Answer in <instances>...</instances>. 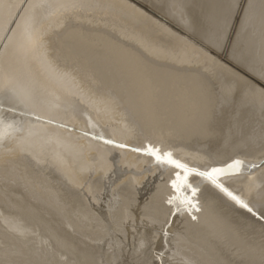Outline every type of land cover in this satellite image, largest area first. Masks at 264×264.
Segmentation results:
<instances>
[{
	"label": "bare ground",
	"instance_id": "bare-ground-1",
	"mask_svg": "<svg viewBox=\"0 0 264 264\" xmlns=\"http://www.w3.org/2000/svg\"><path fill=\"white\" fill-rule=\"evenodd\" d=\"M261 66L264 0H0V79L41 117L0 114V264H264V220L195 174L173 215L177 170L133 150L256 165L221 182L264 216Z\"/></svg>",
	"mask_w": 264,
	"mask_h": 264
},
{
	"label": "snow or ice",
	"instance_id": "snow-or-ice-1",
	"mask_svg": "<svg viewBox=\"0 0 264 264\" xmlns=\"http://www.w3.org/2000/svg\"><path fill=\"white\" fill-rule=\"evenodd\" d=\"M74 6L75 5H73V7ZM249 7L251 8V5H249ZM248 74L253 77V82L249 83L248 85L250 93L253 96L259 97V99L264 102V66H261L258 71L255 68L249 69ZM3 94L10 98L11 106L5 107V104L0 101V114H28L34 116L36 120L41 119V117L36 115L34 112H19L17 110V106L24 108L26 104L32 99L31 93L29 91L5 85ZM18 130L19 129H17L14 124L5 123V118L0 115V141H3L7 136L14 134ZM94 138L104 140V142L108 144L115 143V141L110 139L105 140L103 135H97L94 136ZM118 146L121 148L127 147V145L124 144H119ZM133 150L136 152H144L146 155L151 156L154 158L157 166H171L177 170L175 173V178L171 181V185L176 193L183 192L184 195H175L168 199L167 202L169 205L176 204L177 201H179V204L176 206L173 215L182 210H187L189 213L192 211H199L198 203L194 201L198 188L193 187L189 181L190 176L195 174L196 176L202 177L209 181L241 208L246 209L249 213L256 215L261 220H264V216H260L259 213H257L244 199H242L240 195L235 194L229 189V187L221 182L222 177L239 174L245 168L257 167L256 165H247L243 160L234 159L222 167H212L208 171H200L199 169L189 167L188 164L182 163L180 160L174 158L171 151H164L160 147L153 146L152 144L147 145L145 148H136ZM187 190H190V195L188 194ZM192 218L196 219L195 216ZM165 235H167L166 232Z\"/></svg>",
	"mask_w": 264,
	"mask_h": 264
},
{
	"label": "rangeland",
	"instance_id": "rangeland-1",
	"mask_svg": "<svg viewBox=\"0 0 264 264\" xmlns=\"http://www.w3.org/2000/svg\"><path fill=\"white\" fill-rule=\"evenodd\" d=\"M0 85H1V87H5V85H6V83L5 82H3V80L2 79H0ZM25 88V90H27L26 89V87H24ZM24 88H19V89H23L24 90ZM34 105V104H33ZM36 106V107H35ZM33 108H37V105L35 104L34 106H33Z\"/></svg>",
	"mask_w": 264,
	"mask_h": 264
}]
</instances>
